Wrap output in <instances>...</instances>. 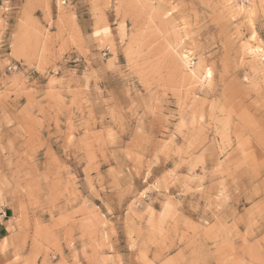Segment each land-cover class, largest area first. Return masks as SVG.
Returning <instances> with one entry per match:
<instances>
[{"label":"rangeland","instance_id":"1","mask_svg":"<svg viewBox=\"0 0 264 264\" xmlns=\"http://www.w3.org/2000/svg\"><path fill=\"white\" fill-rule=\"evenodd\" d=\"M0 264H264V0H0Z\"/></svg>","mask_w":264,"mask_h":264},{"label":"bare ground","instance_id":"2","mask_svg":"<svg viewBox=\"0 0 264 264\" xmlns=\"http://www.w3.org/2000/svg\"><path fill=\"white\" fill-rule=\"evenodd\" d=\"M183 59H185V62H186V59H187L186 56H183Z\"/></svg>","mask_w":264,"mask_h":264}]
</instances>
